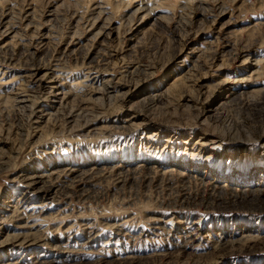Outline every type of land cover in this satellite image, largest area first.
<instances>
[{
    "label": "rangeland",
    "instance_id": "rangeland-1",
    "mask_svg": "<svg viewBox=\"0 0 264 264\" xmlns=\"http://www.w3.org/2000/svg\"><path fill=\"white\" fill-rule=\"evenodd\" d=\"M0 264H264V0H0Z\"/></svg>",
    "mask_w": 264,
    "mask_h": 264
},
{
    "label": "bare ground",
    "instance_id": "bare-ground-1",
    "mask_svg": "<svg viewBox=\"0 0 264 264\" xmlns=\"http://www.w3.org/2000/svg\"><path fill=\"white\" fill-rule=\"evenodd\" d=\"M140 7V6H139ZM139 9V8H138ZM141 9H142V7H141ZM147 10V9H146ZM150 10V9H149ZM136 11V10H135ZM138 11V10H137ZM149 15V14H148ZM87 123H88V121H86ZM30 185V184H29Z\"/></svg>",
    "mask_w": 264,
    "mask_h": 264
}]
</instances>
